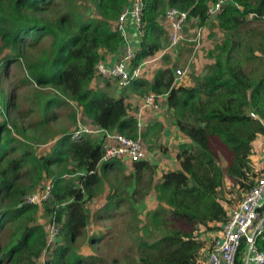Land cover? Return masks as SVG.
Masks as SVG:
<instances>
[{"label": "trees", "instance_id": "obj_1", "mask_svg": "<svg viewBox=\"0 0 264 264\" xmlns=\"http://www.w3.org/2000/svg\"><path fill=\"white\" fill-rule=\"evenodd\" d=\"M212 1L143 0L144 35L132 66L165 48L168 35L160 18L168 6L187 10L199 25H206ZM130 3L0 0V77L20 65L26 72L24 83L42 89L38 97L44 116L31 125L45 126L48 117L57 116L56 108L72 101L95 125L136 136L126 96L112 94L109 83L92 87L99 62L124 42L116 22ZM217 19L225 38L210 52L214 63L208 71L191 74L193 84L175 85V71L161 67L152 81L134 77L128 85L141 95L167 93L175 125L189 139L176 148L180 167L165 171L153 184L159 204L143 227L138 225L137 264H200L206 242L196 233L200 227L219 230L228 216L226 201L233 203L225 194L226 178L232 182L231 195L241 200L261 175L251 156L257 135L264 134V0H229ZM3 104L9 113L11 100ZM73 118L77 120L76 114ZM74 131L55 136L52 150L40 156L17 119L0 120V264H43L47 230L39 222L40 206L25 198L45 177L53 180L45 217L56 220L61 234L44 264H105L93 254H79L75 242L91 222L88 201L102 182L101 171L121 163L104 160L102 143L90 133L73 139ZM219 150L227 158L225 167ZM134 168L135 190L126 199L133 203L143 199L145 185L151 186L157 172L148 161L136 162ZM66 174L79 175L71 180ZM123 201L114 184L102 212L111 214ZM176 221L191 229L176 226ZM99 235L90 237L92 244L104 236ZM257 243L264 251V235Z\"/></svg>", "mask_w": 264, "mask_h": 264}, {"label": "rangeland", "instance_id": "obj_2", "mask_svg": "<svg viewBox=\"0 0 264 264\" xmlns=\"http://www.w3.org/2000/svg\"><path fill=\"white\" fill-rule=\"evenodd\" d=\"M133 21V20H132ZM126 22V21H125ZM213 24V25H212ZM167 35L169 32L167 30ZM200 36L198 41L196 39ZM225 38V32L219 25L218 19L207 20L206 25H199L198 22L191 18L187 24L185 31V39L175 47H170V35L168 37V43H164L165 46H169L163 55L157 58L162 53L159 52L152 58H156L149 63L142 65L141 72L138 77L152 81L155 72L158 68L167 66L168 55L169 60L174 62L176 60L177 67L187 66V72L185 77L181 79L180 84H193L191 78L192 73L204 75L211 64L214 63V59L210 57V52L220 45ZM195 42V43H194ZM181 48L180 52L178 51ZM166 49V48H165ZM178 56V59H177ZM26 78L25 69L20 65H12L8 74H1L0 77V120L3 118L17 119L21 125V131L24 133L25 139L32 142L37 150L38 155H44L50 152L55 144V136L59 137L63 132H70L78 129L83 125L88 124L89 118L85 116L78 105L70 101L69 104L62 108H56V117H48L45 126H34L32 122H37L43 118V112L41 109V100L38 95L42 89L35 84H25ZM109 83L108 89L116 96L119 95V90L129 97L134 94L142 96L132 86H126L121 88L116 81L110 78L98 77L92 87H105ZM121 94V93H120ZM4 97V99H3ZM167 95L163 99V103L159 106L157 119H164L170 126H175V116L172 111L167 110V101L165 100ZM4 100V101H3ZM11 100L12 107L8 113L4 102ZM132 100H140L138 98H132ZM33 108V111L30 109ZM76 114V121H74L73 115ZM173 135L174 132H173ZM150 140H145L146 143L152 144L154 147L162 146L167 148V152L163 153V161L159 157V164L156 174L153 177V182L150 185L146 184L144 188V197L140 202L133 203V200L128 201L129 196L135 190V181L132 178V169L123 164L120 167L113 166L104 172L102 176V182L93 187L94 198L88 201L91 209V222L89 224L87 232L75 242V248L79 254L82 255H95L103 260L105 264H137L138 262V250L135 243L136 235L139 231V226H142L146 222L147 215L154 211L159 201L157 199V192L153 187V184L159 182L162 178L163 172L167 170L176 169L179 166L176 158L177 149L174 144L164 143L161 130L156 135H151ZM175 137V136H174ZM177 137V136H176ZM46 141H49L45 143ZM171 144V145H170ZM147 147V146H146ZM220 163L225 167L227 165V158L223 155V150H219ZM262 174V173H261ZM79 174H66L69 179H76ZM132 176V177H131ZM146 179L150 181V175H146ZM51 183V178H43L32 190H36L40 184ZM230 179L226 178L225 181V194L232 198V202L238 200L237 194L231 195ZM115 184L117 186L122 197L125 201L122 202L121 207H116L112 210L111 214H104L102 212L103 206L106 204L111 187ZM31 191V192H32ZM242 200V198H241ZM134 204V206L132 205ZM40 212L38 214L39 222L44 225L46 230L49 229V217H45L44 204L39 205ZM133 206V207H132ZM102 213H98V212ZM139 225V226H138ZM176 226L182 227L186 230H190L191 227L184 221H176ZM204 229V230H203ZM209 232L205 227H200V230L196 235L201 237L203 233ZM211 237L214 231H211ZM93 234H104L97 243H91L90 237ZM204 238V237H203ZM49 251V250H48ZM45 258L47 254L45 253ZM200 264H203L200 262Z\"/></svg>", "mask_w": 264, "mask_h": 264}, {"label": "built area", "instance_id": "obj_3", "mask_svg": "<svg viewBox=\"0 0 264 264\" xmlns=\"http://www.w3.org/2000/svg\"><path fill=\"white\" fill-rule=\"evenodd\" d=\"M229 0H215L209 4L208 15L212 19H217L222 12L223 5ZM143 0H132L130 7L126 8L116 22L126 42V48L114 65H108L105 61L99 62L97 75L113 79L124 88L130 84L134 77H138L142 65L149 63L156 58H148L137 67L132 66L136 56L137 48L128 44L126 31V19L132 18L138 28L139 35L143 36L142 25ZM191 16L189 11L181 10L174 6H168L165 13L160 18V23L168 30L170 35V47H175L185 39V31ZM168 34V33H167ZM168 35V37H169ZM198 38L196 41H198ZM195 43V42H194ZM169 46H167L168 48ZM164 49V51L167 50ZM157 57L163 55V52ZM175 70V85H180L181 79L185 77L187 66L177 67L172 64ZM167 93L156 95L154 93L141 96L140 107L137 112L136 125L139 129L137 137L127 136L115 130H107L93 124L83 125L75 130L73 138H79L82 133L100 135V142L104 149V160H121L128 166L139 161H154L155 152H151L145 146L142 136L145 125L143 113L147 109L158 110L163 103ZM133 109V108H132ZM252 116L257 117L255 113ZM53 180L51 183H43L26 195L25 201L31 204L43 205L52 196ZM227 209V220L216 230V236L209 245L202 251L200 261L205 264H264V251L258 246V239L264 235V173H262L248 190L242 194V200L237 201ZM47 247L43 252L42 262L44 264L45 253L60 243L61 226L56 220L48 223ZM202 239V236L199 237ZM205 241V240H203Z\"/></svg>", "mask_w": 264, "mask_h": 264}, {"label": "crops", "instance_id": "obj_4", "mask_svg": "<svg viewBox=\"0 0 264 264\" xmlns=\"http://www.w3.org/2000/svg\"><path fill=\"white\" fill-rule=\"evenodd\" d=\"M133 19L132 18H127L126 19V31H127V36H128V44L130 46H133V47H136L137 50L141 44V40H142V36L139 35V31H138V28L135 26V23L134 21H132ZM195 20V19H194ZM126 42L124 40V42L122 43L121 45V48L114 52V53H111V54H108V56L106 57L105 59V62L108 64V65H114L117 60L120 58L122 52L124 51V49L126 48ZM165 48H167V45L165 46ZM163 48V49H165ZM162 49V50H163ZM161 50V51H162ZM181 48L178 50L180 52ZM160 51V52H161ZM164 51V50H163ZM159 53V52H158ZM157 53V54H158ZM155 54V55H157ZM153 55V56H155ZM160 55V54H159ZM158 55V56H159ZM153 56L149 57V58H152ZM157 56V57H158ZM166 56L168 55H165V58ZM177 59H178V56H177ZM167 66L166 67H170L174 70V67L172 66V64H177L176 60L174 62H171L169 60V62H167ZM175 71V70H174ZM98 77H103V76H98ZM97 77V78H98ZM105 78V77H103ZM138 78H141V77H138ZM96 80V79H95ZM94 80V81H95ZM93 81V82H94ZM93 84V83H92ZM93 86V85H92ZM101 87V86H100ZM96 88V87H94ZM121 93V94H120ZM119 95H125L126 96V104L128 105L129 107V114L135 118V121H136V117L137 116V112L139 110V107H140V100H132V98H140L141 96H137V94H134L132 97H129L127 94H124L122 91L119 90ZM118 95V96H119ZM116 96V95H115ZM144 96V95H142ZM167 101V98L165 100V103ZM167 105V104H166ZM133 108V109H132ZM159 110V109H158ZM158 110H154L152 108L150 109H147L144 113H143V116H144V121H145V125L143 127V132H142V136L144 138V141L146 140H150L152 137L151 135H156V133L161 130V133H162V136H163V142L164 143H171L174 144L177 148V146L182 143V142H185V141H188L189 139L180 131V129L175 125L174 127L173 126H170L167 124V122H165L164 119H157L156 117V114H158ZM167 110H168V105H167ZM88 124L87 125H90L92 124L90 120H88ZM173 132L175 135H173ZM94 138L97 139V141L100 140V135L98 134H91ZM139 135V129H138V126H137V133H136V136L134 137H137ZM175 136V137H174ZM177 136V137H176ZM171 145V144H170ZM146 146L148 148L149 151L151 152H155V159L154 161H148L150 163H152V165L156 166V168L158 169V164H159V157H161L162 161H163V153L161 152L162 150L164 152H167V148H162V146H157V147H154L152 144H148L146 143ZM177 156V155H176ZM252 161H253V164L256 166L257 170L260 172V173H264V134H261L259 133L257 135V138L256 140L254 141V147H253V151H252ZM177 158V157H176ZM178 160V159H177ZM116 161H119L121 164L117 165L116 167H120L122 164L126 167L128 165H126L125 163H123L121 160H118L116 159ZM179 163V161H178ZM135 164L134 165H131V166H128L130 169H132V174H134L135 172V168H134ZM180 167V163H179V166L178 168ZM176 168V169H178ZM110 169V168H108ZM107 169V170H108ZM172 170H175V169H172ZM169 171V170H167ZM106 172V171H104ZM104 172L101 171V174L103 176ZM164 173V172H163ZM148 174V173H147ZM146 174V175H147ZM163 175V174H162ZM66 177V176H65ZM232 187V183L231 185L229 186V188ZM236 202L234 203H228V201H226V204L225 206L226 207H231L232 205H234ZM214 225V224H212ZM204 230V229H203ZM214 233L212 234V237H211V231L207 232V233H203L201 236H202V239L205 240L206 242V247L209 245L210 241L216 236L217 234V231L216 230H213ZM204 237V238H203ZM206 247H204V249H206ZM203 249V251H204ZM203 264H205V262H202Z\"/></svg>", "mask_w": 264, "mask_h": 264}, {"label": "clouds", "instance_id": "obj_5", "mask_svg": "<svg viewBox=\"0 0 264 264\" xmlns=\"http://www.w3.org/2000/svg\"><path fill=\"white\" fill-rule=\"evenodd\" d=\"M131 3H132V0H131ZM131 3H130V5H131ZM130 5H129L128 7H130ZM128 7H126V8H128ZM126 8H125V9H126ZM123 38H124V37H123ZM147 59H148V58H147ZM145 60H146V59H145ZM145 60H144V61H145ZM144 61H143V62H144ZM143 62H142V63H143ZM132 63H133V62H132ZM98 76H99V75H98ZM127 86H128V85H127ZM91 123H92L93 125H95L93 122H91ZM95 126H97V125H95ZM101 128H102V127H101ZM107 130H108V129H107ZM74 132H75V131H74ZM90 134H91V133H90ZM73 139H74V138H73Z\"/></svg>", "mask_w": 264, "mask_h": 264}]
</instances>
